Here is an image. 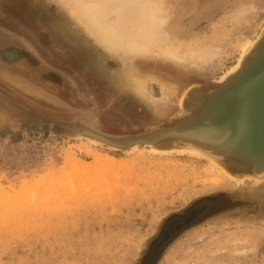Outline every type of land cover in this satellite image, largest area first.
Instances as JSON below:
<instances>
[{
  "label": "rangeland",
  "instance_id": "374dc122",
  "mask_svg": "<svg viewBox=\"0 0 264 264\" xmlns=\"http://www.w3.org/2000/svg\"><path fill=\"white\" fill-rule=\"evenodd\" d=\"M209 1L175 0L169 18L182 38L220 47L218 66L182 68L154 57L128 61L169 85L168 98L156 105L127 88L120 74L127 60L97 44L59 0H0V69L76 110L96 104L95 117L107 131L168 123L184 92L215 86L236 63L240 42L264 26V0H253L258 22L245 37L233 34L231 10L252 0H222L203 14ZM5 50L17 55L7 60ZM149 91L159 95L156 83ZM82 139L46 127L0 131V264H206L218 256L224 264H264V180L214 186L203 154L126 153L129 148L99 143L91 151L80 147ZM242 249L248 250L236 256Z\"/></svg>",
  "mask_w": 264,
  "mask_h": 264
},
{
  "label": "bare ground",
  "instance_id": "6f19581e",
  "mask_svg": "<svg viewBox=\"0 0 264 264\" xmlns=\"http://www.w3.org/2000/svg\"><path fill=\"white\" fill-rule=\"evenodd\" d=\"M59 1L63 2L73 17L84 25L97 44L102 46L109 53L118 55L120 58L123 56L125 61L127 60L123 63L120 72L121 78L124 81L123 83L137 97L146 100V102L152 105H156L158 102H162L168 98L169 85L163 82L165 81L163 79L159 78L158 80L156 75H147L143 73L141 69L137 68L135 64H129L128 61L133 57L161 58L172 62L178 67H192L197 69L215 67L218 66L220 62V47L206 44L208 42L204 44L202 41L194 40L191 35L185 36V38L180 36L177 31L178 26L171 23L169 18V9L175 0ZM221 2L222 0H210L209 3L203 5L200 10L203 14H210ZM252 2H240L235 8H232L233 10H231V12H233L231 19L234 22L232 26L234 30L233 34L244 35L243 37H245L255 31L254 29L258 22L256 20L258 18L256 17L258 14L256 15L257 11L255 10L257 8L255 2L253 0ZM250 10H252V14L250 13L251 16H245L246 12ZM199 13L194 19L200 17ZM228 31L230 32V30ZM229 32H227L228 34H226V37L231 35ZM258 36L259 33L255 38L251 37L253 39L246 38L240 42V54L237 57L238 59H236V63L227 70L224 75L232 72V70H235L238 65H240L245 54L252 49L253 43ZM224 75H222L221 78ZM120 82L122 83V81ZM150 83H156L158 86V96L153 95L149 91ZM233 91L240 99L237 108L231 110L226 115L214 116V118L209 120H199L198 123L187 124L184 125L183 128L178 127L174 129L173 132L188 134L199 129H213L218 135L226 137L229 140L237 136L240 131H248L250 134L249 149L252 150L255 147L256 151H262V149H264V61L256 70L251 72L249 76L243 78L237 85H234ZM39 115L41 114L37 116ZM92 128L94 130L92 133L95 131L97 132V127L95 125H92ZM109 140L116 145H118V141H125L123 137H115L114 139L109 138ZM94 143H97L94 139L87 138L85 140H80L79 145L80 147H85L92 151V144ZM184 148L194 149L191 146ZM184 148L182 146L181 149L161 150L152 146H133L125 151L126 153L148 152L153 155H163L167 153L182 154L187 151ZM94 154L99 156L98 158L104 157L114 160V157L110 155H103L101 153ZM189 154L195 156L202 155L195 154V152H190ZM205 158L207 160V166L204 168V172L205 175L208 176L207 181L209 184L214 186L226 187L231 182L237 186L242 184L245 179L259 183L264 180V172L238 175V173L229 170L221 164L215 156L208 154L205 155ZM71 166L72 168H78L79 163L74 161L71 163ZM2 207L3 206H1V208ZM37 207L38 206H36V208ZM15 208L17 209V206ZM20 209H22V207ZM247 250L248 249L235 250V254L236 256H242ZM218 257L208 258L206 264H224V259Z\"/></svg>",
  "mask_w": 264,
  "mask_h": 264
},
{
  "label": "water",
  "instance_id": "95a60500",
  "mask_svg": "<svg viewBox=\"0 0 264 264\" xmlns=\"http://www.w3.org/2000/svg\"><path fill=\"white\" fill-rule=\"evenodd\" d=\"M3 54L7 60L17 55L15 50H5ZM263 61L264 26L252 49L245 54L235 70L225 74L212 88L204 90L192 85L185 91L180 111L171 115L168 123H150L132 131L122 132L107 131L104 128L95 117L96 104H93L91 110H76L24 76L0 69V82L5 85L0 90V131L10 133L13 130H21L31 133L41 131L45 127L50 132L59 129L61 133L94 139L100 145L116 150L133 146H152L161 150L191 146L195 150L184 149L203 155L211 154L238 175L263 173L264 149L260 152L256 151L255 147L249 149L248 131H240L229 140L218 135L213 129H199L188 134L173 132L178 127L183 128L184 125L195 124L199 120L226 115L237 108L240 99L233 91V86L249 76ZM38 114L41 115L37 116ZM92 125L97 127L99 133L93 132L96 135L92 133ZM115 137H123L125 141H118L116 145L109 140Z\"/></svg>",
  "mask_w": 264,
  "mask_h": 264
},
{
  "label": "snow or ice",
  "instance_id": "6c2138e0",
  "mask_svg": "<svg viewBox=\"0 0 264 264\" xmlns=\"http://www.w3.org/2000/svg\"><path fill=\"white\" fill-rule=\"evenodd\" d=\"M37 2L40 4H45L46 0H37Z\"/></svg>",
  "mask_w": 264,
  "mask_h": 264
},
{
  "label": "flooded vegetation",
  "instance_id": "af4514ba",
  "mask_svg": "<svg viewBox=\"0 0 264 264\" xmlns=\"http://www.w3.org/2000/svg\"><path fill=\"white\" fill-rule=\"evenodd\" d=\"M191 215H193V214H191Z\"/></svg>",
  "mask_w": 264,
  "mask_h": 264
}]
</instances>
